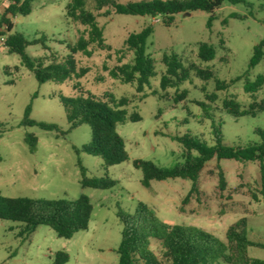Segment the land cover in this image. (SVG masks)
<instances>
[{"label": "rangeland", "instance_id": "obj_1", "mask_svg": "<svg viewBox=\"0 0 264 264\" xmlns=\"http://www.w3.org/2000/svg\"><path fill=\"white\" fill-rule=\"evenodd\" d=\"M69 1L33 0L29 15L11 19L13 32L21 33L27 41L47 38L48 50L41 43L26 48L31 58L41 59L46 65L63 63L70 55L69 47L80 37H87L85 26L67 18ZM115 1L125 4L150 0ZM11 2L0 0V17ZM86 4L96 14L110 50H100L93 44L89 47L93 52L90 57L73 55L77 71L63 82L39 83L17 54L0 45V196L73 201L86 195L92 206L89 224L71 239L58 237L44 225L23 239L19 236L23 224L0 220V264H52L59 251L69 255L66 264H118L122 224L117 212L121 209L132 214L138 203L149 206L167 223L200 228L223 243L228 229L245 218L249 239L264 245V197L258 163L212 159L200 174V195L185 204L189 180L151 181L146 188L142 171L134 166L135 160L151 161L160 167L181 163L183 147L171 137L189 133L214 145L213 127L219 125L223 142L229 146L247 147L262 141L256 131H264V111L236 118L226 113L223 105L233 99L247 109L252 103L264 101V86L255 94L244 90L246 78H264V58L249 70L255 46L264 40V0H244L236 5L224 2L215 10L211 28L207 27L211 14L203 11L189 16L176 14L173 23L167 25L161 16L118 15L110 9L107 15L108 7L95 11L93 0H86ZM147 26L153 27L146 52L154 61L155 75L138 93L136 82L122 83L109 71L132 62L134 54L125 51V41L131 33ZM3 40L5 37H0V43ZM201 43L215 47L212 61L199 59ZM171 53L181 59L188 78L163 88V57ZM80 69L87 71L81 74ZM199 71L212 72L214 76L204 78ZM241 76V80L231 83ZM217 81L231 84L227 89H217ZM184 92L185 97L178 98ZM60 96L91 97L102 102H109L110 97L116 101L126 99L128 116L139 114V121L117 126L128 160L109 167V177L117 182L113 188L82 186L81 167L87 178L102 177L103 160L82 151L91 141V129L82 124L69 130ZM211 96L215 99L211 100ZM28 106L33 126L24 123ZM39 124L54 126L57 131L43 130ZM28 136L37 139L33 150L26 141ZM217 164L226 178L224 191L219 189ZM158 247L159 242L151 240L153 253L157 254ZM248 255L264 262V248L251 246Z\"/></svg>", "mask_w": 264, "mask_h": 264}, {"label": "trees", "instance_id": "obj_2", "mask_svg": "<svg viewBox=\"0 0 264 264\" xmlns=\"http://www.w3.org/2000/svg\"><path fill=\"white\" fill-rule=\"evenodd\" d=\"M94 10L101 11L108 7L107 15L111 11L118 15L130 16H161L164 23L171 25L176 14H186L203 11L211 16L207 27H212L215 19L214 12L224 2L232 5L243 3L244 0H150L134 1L121 4L115 0H93ZM33 0H12L0 17V37H5L4 47L10 53L17 54L22 64L30 70L39 83L63 82L77 71L75 54L82 53L90 57L93 52L89 47L93 44L100 50H110L105 43L104 31L100 27L96 14L87 8L86 0H70L67 5V18L87 28V37H80L69 47L70 55L63 63L46 65L41 59L31 58L26 48L29 45L41 43L45 50L47 38L42 36L31 42L27 41L21 33L13 32L12 18L17 15H29L32 12ZM153 27L147 26L140 32L131 33L125 41V51L133 52L131 63L118 65L112 68L110 75L122 83H137V91L141 93L149 79L155 75L154 61L147 54V42ZM216 56L215 47L208 43H201L198 57L201 61H212ZM264 58V40L254 48L253 57L249 63V70L254 69ZM163 63L166 74L162 77L163 88L180 84L187 80L188 72L184 69L181 59L177 54H165ZM248 70V72H249ZM87 69H80L84 74ZM204 78L214 76L212 72L199 71ZM243 76L231 81L234 83ZM230 83V84H231ZM230 84L217 81V89H227ZM264 86V78L259 75L255 81L245 79L244 90L246 93L255 94ZM182 93L178 98L185 97ZM177 98V99H178ZM211 100L215 97L211 96ZM65 107L69 130L82 124L90 127L91 141L82 147L88 155L100 157L103 160L105 175L102 177L87 178L84 168L81 167L83 176L82 186L106 190L116 185V181L109 177L108 169L111 166L128 160L123 138L117 133V126L127 121L137 122L141 118L134 112L128 116L127 100L109 99L102 102L94 98L79 96L75 99L60 96ZM223 110L238 118L243 116H256L264 111V101L252 103L249 108L242 109L235 100H226ZM31 107L28 106L24 114V123L35 125L29 119ZM46 131L56 130L54 126L39 124ZM2 124H0V134ZM57 131V130H56ZM214 145H209L199 137L187 133L171 138L179 142L184 150V161L172 167H160L151 161L135 160L134 166L142 171V184L149 187L151 181H164L168 179H183L191 182L188 195L183 200L185 204L193 196L200 195V174L206 164L212 159L218 162L223 159L235 160L241 163H258L260 171L261 194L264 197V131L257 130L262 141L247 147L229 146L223 142L221 125L213 127ZM26 141L33 150L37 139L28 136ZM218 170L219 189L224 191L227 185L224 172L216 165ZM92 206L86 195H81L73 201L64 199H31V198H4L0 196V220L12 221L23 224L19 236L27 239L37 227L44 225L53 229L58 237L71 239L75 233L86 230L91 217ZM117 217L122 224L121 241L117 249L118 264H264L260 259L250 258L248 248L251 246L264 248V245L251 241L247 232V220L241 219L232 225L226 235V243L219 241L208 232L193 226H182L167 223L144 203H138L132 214H126L121 209ZM159 242L157 254L150 250L151 240ZM69 255L64 251L55 254L52 264H66Z\"/></svg>", "mask_w": 264, "mask_h": 264}, {"label": "built area", "instance_id": "obj_3", "mask_svg": "<svg viewBox=\"0 0 264 264\" xmlns=\"http://www.w3.org/2000/svg\"><path fill=\"white\" fill-rule=\"evenodd\" d=\"M4 42H5V40H3V41L0 43V45H2V44L4 45Z\"/></svg>", "mask_w": 264, "mask_h": 264}, {"label": "water", "instance_id": "obj_4", "mask_svg": "<svg viewBox=\"0 0 264 264\" xmlns=\"http://www.w3.org/2000/svg\"><path fill=\"white\" fill-rule=\"evenodd\" d=\"M186 15H187V16H189V15H190V13H186Z\"/></svg>", "mask_w": 264, "mask_h": 264}]
</instances>
